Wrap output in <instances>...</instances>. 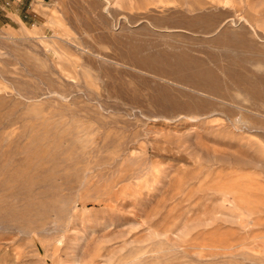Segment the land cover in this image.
<instances>
[{
	"label": "rangeland",
	"instance_id": "1",
	"mask_svg": "<svg viewBox=\"0 0 264 264\" xmlns=\"http://www.w3.org/2000/svg\"><path fill=\"white\" fill-rule=\"evenodd\" d=\"M0 264H264V0H0Z\"/></svg>",
	"mask_w": 264,
	"mask_h": 264
}]
</instances>
